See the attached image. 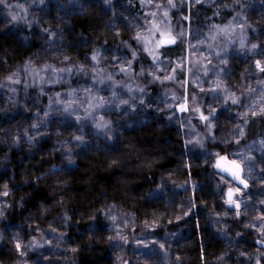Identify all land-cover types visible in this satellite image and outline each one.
<instances>
[{
	"label": "clouds",
	"instance_id": "9594fccd",
	"mask_svg": "<svg viewBox=\"0 0 264 264\" xmlns=\"http://www.w3.org/2000/svg\"><path fill=\"white\" fill-rule=\"evenodd\" d=\"M187 2L0 0V264H264V129H248L264 116V79L230 85L229 44L207 42L231 36L264 71L247 35L264 0H231L227 26L200 35L171 14ZM228 104L241 110L221 124ZM41 187L51 199H34ZM193 192L208 197L199 211ZM197 217L210 236L200 247L220 244L203 262Z\"/></svg>",
	"mask_w": 264,
	"mask_h": 264
},
{
	"label": "trees",
	"instance_id": "16d2710c",
	"mask_svg": "<svg viewBox=\"0 0 264 264\" xmlns=\"http://www.w3.org/2000/svg\"><path fill=\"white\" fill-rule=\"evenodd\" d=\"M209 1V0H207ZM231 0H212L211 3H198L195 4V7L192 6V0H188V2L180 8V12L177 13L176 11H173L171 14L175 18L178 15H183L185 19L183 20V24L191 29L192 35H194L195 31L202 30L203 32L208 31L209 25H215L217 27H224L228 20H230L234 16V12L239 10V5H233L232 9L225 8V4H230ZM218 10V12H217ZM140 11V5L137 3L136 7L133 9V12H139ZM143 15V13H141ZM249 22L252 23L255 27V31H253L252 28H249L247 30V35L249 38V42H261L259 43V48L257 51L264 50V23H256L257 20L260 19V16L255 8L253 6L252 10L248 12ZM205 24V25H204ZM201 33V34H202ZM216 35V41L208 40L207 42L213 43L214 45L219 44L223 45L225 43L229 44V51L226 53V57L228 59V65L225 69L226 73L228 74V80L229 84L231 85L233 82L235 83H242L244 85H247L251 82H254L256 79L261 78L264 79V71H262L259 67H256L255 65H250L251 56H248L245 52H239L237 53L235 44L231 43L232 37L231 36H225L222 33H215ZM127 39V36L124 37ZM111 44V41L109 42ZM219 51V48L216 49ZM186 52V51H185ZM177 54H179V51L177 50ZM259 58V57H258ZM223 67V65H222ZM249 69V71L246 73L245 69ZM242 74L243 78H242ZM183 78L185 79V73L181 74ZM190 91L194 90L192 88V85H189ZM203 95V94H201ZM204 103H209V97L204 98ZM226 108L234 109L233 111H226ZM240 106L237 105H225L224 108H217L216 110V118L221 124L225 123H234L237 119L236 112L240 111ZM207 113L205 112V115ZM243 123V121H241ZM249 129V137L251 138L253 135H255V132L258 129H264V116H253L250 118V123L248 125ZM217 134L220 133L221 127H217L216 129ZM173 139H175V133H173ZM241 143H244V141H241ZM231 147V146H230ZM0 154H2V151H0ZM14 162H15V153H13ZM170 159H172L170 157ZM44 161L41 160V158L38 156L36 158V161L33 162V165H29V167H38L40 164H42ZM230 163V161H229ZM99 176L106 177L111 176V173H103V172H97ZM187 174V173H186ZM84 173L77 174L76 180L73 184V187L75 189H82L84 187L82 178L84 177ZM191 175L193 177L199 178L203 175V170L201 169H192ZM17 179H19V167L17 166ZM101 188H103V185H100ZM248 191L250 193L254 192L255 190L253 188H249ZM48 195L49 199H51L50 194L47 192V189H44L41 187V192L36 193L34 195V199L38 198L39 196ZM193 197L198 203L197 211H199V208L201 207L199 205V201L204 198L207 199L204 194L202 193H196L193 192ZM73 208L81 207L79 201H76L71 205ZM84 208L86 209L87 206L85 205ZM217 208H219V205H217ZM138 213H141L142 210L137 209ZM261 212L264 213V207L261 208ZM191 219V217H188ZM51 219V216L45 217V221ZM243 219V218H242ZM181 223V221H180ZM194 239L197 242V250L200 254V259L203 262L206 260L209 256V254L213 253L214 251H218L220 248V244L217 242L215 247L212 245H209L207 247H200V245L205 244L207 240L210 239V236L208 235V231L206 229V226L201 222L200 218L197 217L194 221ZM81 227H84L83 224H81ZM172 227V225H170ZM251 230L248 232V239H251ZM243 239V237L241 238ZM254 245L251 243L247 244V247H253ZM103 251L106 253L107 248L104 246ZM97 256V253H81L82 259L90 260L93 257ZM101 259L103 257H100Z\"/></svg>",
	"mask_w": 264,
	"mask_h": 264
},
{
	"label": "snow or ice",
	"instance_id": "6c2138e0",
	"mask_svg": "<svg viewBox=\"0 0 264 264\" xmlns=\"http://www.w3.org/2000/svg\"><path fill=\"white\" fill-rule=\"evenodd\" d=\"M168 42L167 39H162L161 40V43H166ZM217 168L225 171V172H230L232 174H236L235 171H234V166L233 164L229 163V161L224 158V157H221L218 161H217Z\"/></svg>",
	"mask_w": 264,
	"mask_h": 264
},
{
	"label": "rangeland",
	"instance_id": "374dc122",
	"mask_svg": "<svg viewBox=\"0 0 264 264\" xmlns=\"http://www.w3.org/2000/svg\"><path fill=\"white\" fill-rule=\"evenodd\" d=\"M211 1L212 0H209V1H207V2H209V3H211ZM205 25V24H204ZM227 26V24L224 26V27H226ZM202 33V30H197V31H195V33H194V35H200ZM236 46V45H235ZM237 47V46H236ZM207 48L206 47H204V48H201L200 49V53H201V55H203V54H205V53H207ZM185 54V56H195L196 55V53H195V51L193 50V51H191V52H188L187 50H186V52L184 53ZM188 77H187V74L185 75V79H187ZM181 223H183V221H181Z\"/></svg>",
	"mask_w": 264,
	"mask_h": 264
},
{
	"label": "water",
	"instance_id": "95a60500",
	"mask_svg": "<svg viewBox=\"0 0 264 264\" xmlns=\"http://www.w3.org/2000/svg\"><path fill=\"white\" fill-rule=\"evenodd\" d=\"M241 187H243V186H241Z\"/></svg>",
	"mask_w": 264,
	"mask_h": 264
}]
</instances>
